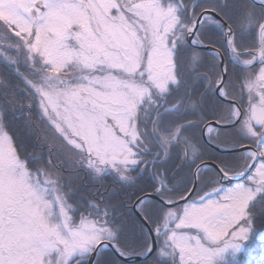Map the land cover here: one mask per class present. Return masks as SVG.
Returning <instances> with one entry per match:
<instances>
[{
    "label": "snow or ice",
    "instance_id": "snow-or-ice-1",
    "mask_svg": "<svg viewBox=\"0 0 264 264\" xmlns=\"http://www.w3.org/2000/svg\"><path fill=\"white\" fill-rule=\"evenodd\" d=\"M154 2L171 13L181 33L171 25L163 33L140 25L144 35L133 30L132 55L126 57L131 66L121 63L123 77L110 75L117 87L139 83L148 92L136 115L139 139L110 151L97 137L88 161L76 166L56 153L68 190L62 218L42 220L53 247L62 243L47 264H61V256L63 264H240L239 254L253 239L264 241V0ZM89 7L91 0H0L7 17L0 27L12 44L0 66L10 81L23 78L53 125L52 94L64 92L69 103L78 96V86L62 77L81 57L103 64L99 52L110 42L90 28L85 35L83 25L73 31L74 20L51 37L48 29L73 10L86 15ZM133 7L134 15L148 19ZM106 15L127 22L118 0ZM40 43L47 54L38 51ZM21 44L29 58L39 55L47 65L46 82L25 77L11 58ZM32 107L15 85L0 89V193L17 168L40 166L32 150L22 155L18 143L36 136L31 113L24 111ZM39 148L50 165L53 150L43 143ZM10 217L11 210L0 205V264H24L21 246L8 235Z\"/></svg>",
    "mask_w": 264,
    "mask_h": 264
},
{
    "label": "rangeland",
    "instance_id": "rangeland-1",
    "mask_svg": "<svg viewBox=\"0 0 264 264\" xmlns=\"http://www.w3.org/2000/svg\"><path fill=\"white\" fill-rule=\"evenodd\" d=\"M118 2L127 22L121 21L119 17L109 20L106 9L111 7L113 0H91L94 7L87 8L86 15L73 10L69 16H61L48 29V36L51 37L54 33H61L67 23L74 20L76 23L72 24L73 31L80 30L78 24L83 25L85 35L90 28L96 35L103 33L110 42L106 52H99V60L104 61L103 64L94 63L87 56L81 57L80 63L73 65L72 71L62 77L67 83L78 86V96L73 97L69 103L64 92L52 94L48 111L54 125L43 118L36 105L39 117L52 126L67 145L75 149L76 165L88 161L89 150L95 151L97 147V137L101 138L103 146L110 151L123 149L126 143H134L138 139L136 115L139 105L149 99L148 92L139 83L128 89L117 87L110 78L113 73L123 77L121 63L131 66V61L126 57L132 55L136 39L133 30L137 35L143 36L140 25H144L162 33L165 28L171 32V27H176L177 35L181 33V29L172 22L171 13L157 7L154 0ZM133 5H138L141 13L148 19H140L134 15L137 8ZM0 18L7 21L3 11H0ZM67 43L74 48L78 47L71 38ZM88 46L93 49L97 47L91 36ZM38 51L48 53L43 43L38 44ZM36 56L41 60L39 55ZM89 63L94 66H84ZM43 66L47 67L45 64ZM54 83L57 88H64L60 80ZM39 99L37 97V101ZM96 164L99 165V162ZM0 205L11 210L12 222L8 225L11 231L8 235L13 243L21 246L24 264H47L49 255L62 247V243L53 247L52 235L42 220L61 219V209L66 207L55 189L54 181L39 171L31 174L24 168H17L6 191L0 193ZM243 242L244 239L239 240V243ZM60 259L63 264V256Z\"/></svg>",
    "mask_w": 264,
    "mask_h": 264
},
{
    "label": "trees",
    "instance_id": "trees-1",
    "mask_svg": "<svg viewBox=\"0 0 264 264\" xmlns=\"http://www.w3.org/2000/svg\"><path fill=\"white\" fill-rule=\"evenodd\" d=\"M185 2L187 3L188 0H185ZM10 47H12V44L8 35L5 30L0 27V61H2L4 56L8 54V49ZM20 48L21 51L18 54L12 55L11 58L15 59L19 63L24 76L31 79L35 83L46 82L44 78L47 74L44 71L45 66H43L41 60L36 55L29 58L27 51L23 49L22 44L20 45ZM57 80L59 81L60 79L53 77V82L56 81V83H58ZM12 85H15L20 99L25 104L30 102L33 105L32 109L29 110L25 108L24 111H30L31 113L30 119L33 123L36 136L32 138H25L22 136L18 143L22 145V155H25L28 151L32 150V156L39 161L40 166H38L37 163H30V169H26V171L31 174L39 171L40 173L47 175L48 178H51V180L54 181L55 189L63 200V194L68 190V185L65 177V165L60 164L61 157L56 153L60 152L62 156L67 158L65 160V164L76 166V161H74L76 156L75 149L67 145L63 140V137L52 126H49L42 117H39V111L36 108V105L38 104L37 96L32 90L27 88L23 82V78L12 79L10 81L8 69L0 66V89H4ZM140 131H143L142 127H140ZM137 138L139 139V136H137ZM42 143L49 146L53 150L52 163L50 165L45 164L41 159L42 153L39 146ZM81 172L83 174L84 169H81ZM229 259H231L230 256ZM238 259L240 264H264V241H261L260 237L257 236L250 244L247 245L245 251L242 254H239Z\"/></svg>",
    "mask_w": 264,
    "mask_h": 264
},
{
    "label": "flooded vegetation",
    "instance_id": "flooded-vegetation-1",
    "mask_svg": "<svg viewBox=\"0 0 264 264\" xmlns=\"http://www.w3.org/2000/svg\"><path fill=\"white\" fill-rule=\"evenodd\" d=\"M144 106H145V108H147V106H148V105L145 103V105H144ZM137 127H138V126H137ZM136 133H137V131H136ZM97 166H98V165H97Z\"/></svg>",
    "mask_w": 264,
    "mask_h": 264
}]
</instances>
